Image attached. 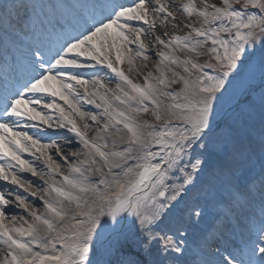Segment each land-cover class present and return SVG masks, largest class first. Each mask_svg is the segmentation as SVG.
Segmentation results:
<instances>
[{
    "label": "snow or ice",
    "instance_id": "obj_1",
    "mask_svg": "<svg viewBox=\"0 0 264 264\" xmlns=\"http://www.w3.org/2000/svg\"><path fill=\"white\" fill-rule=\"evenodd\" d=\"M0 181V264H264V0H0Z\"/></svg>",
    "mask_w": 264,
    "mask_h": 264
},
{
    "label": "rangeland",
    "instance_id": "obj_2",
    "mask_svg": "<svg viewBox=\"0 0 264 264\" xmlns=\"http://www.w3.org/2000/svg\"><path fill=\"white\" fill-rule=\"evenodd\" d=\"M114 54H115V52L113 51V55H114ZM135 67H136L137 70H139V71L142 72V73H147V72H149V71H153V65H152L151 63L148 64V67H147V68H144V67L140 64V62L137 61ZM142 70H143V71H142ZM132 73L137 74L136 71H133ZM141 79H142V78H141ZM84 105H85V106L87 105V109L84 107V108L86 109V111H94V109H91V108H90L91 105H88L87 103H84ZM84 105H83V106H84ZM92 106L95 107V105H92ZM66 109H67V108H66ZM45 111L48 112V109H45ZM50 114H52V115L55 117L56 115H58V112L54 109V110H51V113H50ZM42 128H46V126H42ZM35 131H39V130H37V129H32V130H31V132H35ZM48 131H50V133H51V132L54 131V130L49 129ZM61 131H62V130H61ZM35 133H36V132H35ZM41 133L45 134L43 131H41ZM48 133H49V132H48ZM93 135H94V132H90V133H89V136H90V137L93 136ZM45 143H47V141H46ZM69 151H71V149H69ZM37 155H39V153H37ZM23 158L26 159V160H28L29 162L33 163V164L35 165V167H36L38 170H39V169H44V168H45V164H44L43 160H39V161L36 160V156L32 155V154L29 153V152H25V153L23 154ZM54 158H56V157H54ZM21 176H22V178L30 179V180L33 181L34 183L39 182V181H38V177H36V176H32L31 173H28V172H22V173H21ZM4 183H6V182L0 181V185H2V184H4ZM11 187L15 188L16 191L19 192V193H24V190H23V189H20V188L16 187L15 185H12ZM24 194H26V193H24ZM15 211H16V212H20L19 209H15ZM17 223H19V220L17 221Z\"/></svg>",
    "mask_w": 264,
    "mask_h": 264
},
{
    "label": "bare ground",
    "instance_id": "obj_3",
    "mask_svg": "<svg viewBox=\"0 0 264 264\" xmlns=\"http://www.w3.org/2000/svg\"><path fill=\"white\" fill-rule=\"evenodd\" d=\"M127 67H128V65H127V63H125V64H124V68L127 69ZM142 71H143V70H142ZM99 75L107 78L108 76H111V75H113V74H110L109 72H99ZM131 76H132L135 80H137V82H142L141 77L138 76L137 74L131 73ZM110 86H111V85H110ZM83 108H84V107H83ZM84 110H86V109L84 108ZM58 139L61 140V141H60L61 144H64V141L62 140V138H58ZM38 153H39V152H38ZM39 154H40V153H39ZM41 211H43L42 208H41ZM208 218H209V217H208ZM211 219H212V217H211L210 219H206L205 222H203V224H206V222H207L208 220H211ZM195 234H196V235H199V226L195 229Z\"/></svg>",
    "mask_w": 264,
    "mask_h": 264
}]
</instances>
